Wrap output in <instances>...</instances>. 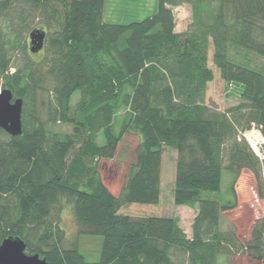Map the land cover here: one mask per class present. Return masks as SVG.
Listing matches in <instances>:
<instances>
[{
	"label": "trees",
	"instance_id": "1",
	"mask_svg": "<svg viewBox=\"0 0 264 264\" xmlns=\"http://www.w3.org/2000/svg\"><path fill=\"white\" fill-rule=\"evenodd\" d=\"M184 3L191 19L177 31L173 7ZM103 7L104 0H0V88L22 98L21 132L0 128V243L18 236L27 253L51 264H217L238 251L264 261V215L243 243L221 228L243 169L264 199V155L243 136L254 124L264 138V66L249 57L264 58V0H157L153 13L125 23L105 21ZM37 16L45 39L31 52ZM210 46L220 79L238 97L224 109L205 102ZM126 133L137 136L134 159L115 194L98 163L114 157ZM165 147L176 151L173 202L196 210L190 236L177 217L119 212L159 201ZM222 172L231 176L227 198ZM66 206L76 229L69 245L60 224ZM80 233L102 236L97 261L78 250Z\"/></svg>",
	"mask_w": 264,
	"mask_h": 264
},
{
	"label": "rangeland",
	"instance_id": "2",
	"mask_svg": "<svg viewBox=\"0 0 264 264\" xmlns=\"http://www.w3.org/2000/svg\"><path fill=\"white\" fill-rule=\"evenodd\" d=\"M157 0H104L103 19L109 22H129L140 20L146 15L156 10ZM175 16V30L182 31L186 28L191 19L190 5L184 3L173 7ZM41 17L37 16L31 21V26L40 28L42 26ZM41 29V28H40ZM26 44L28 42L27 32L25 34ZM27 52H28V45ZM211 46L208 51V66L212 68L214 78L208 83L205 102L214 103L219 109H224L237 103L238 97L231 90L225 87L224 82L219 77L218 69L211 60ZM34 61H42L43 51L32 55ZM249 57L257 65L264 66V58L255 54H249ZM14 59L17 63L21 61V52L16 51ZM13 70V68H11ZM46 86V85H44ZM46 96V92H44ZM78 92L73 94L72 102L77 99ZM44 116V112L41 111ZM56 128L69 130L70 126L59 125ZM249 146L253 145L252 150L260 158L264 155V146L259 147L260 138L255 133L243 135ZM263 137V136H262ZM250 141H249V140ZM264 140V138H263ZM98 141L102 142V134H99ZM137 142V136L132 133H126L121 139L116 153L111 159H101L98 163V169L105 185L113 192L117 193L124 179L127 165L133 161V149ZM251 143V144H250ZM263 144V143H262ZM263 147V148H262ZM176 151L170 147H165L162 152V163L160 172V196L156 204H138L130 203L123 205L119 212L129 215H164L178 218L179 225L191 235V222L195 214V208L187 205H176L173 202V185L175 174ZM230 175L222 172L220 196L222 198L230 197L229 181ZM236 193V206L232 209L222 211L221 228L229 229L242 243L250 238L251 226L254 220L264 215V199L258 197L255 179L252 173L243 169L234 183ZM215 193L210 192L211 196ZM61 226L65 231V244L69 245L76 238L75 222L69 206L64 207L61 212ZM102 236L99 234L80 233L77 235V247L80 253L88 261H97L100 256ZM217 264H264L262 260H255L246 253L238 251L236 253H226L219 255Z\"/></svg>",
	"mask_w": 264,
	"mask_h": 264
},
{
	"label": "water",
	"instance_id": "3",
	"mask_svg": "<svg viewBox=\"0 0 264 264\" xmlns=\"http://www.w3.org/2000/svg\"><path fill=\"white\" fill-rule=\"evenodd\" d=\"M29 49L39 51L44 44L45 31L40 28L30 30ZM22 98L14 97L9 88H0V128L14 136L21 132ZM0 264H51L38 253L25 251V243L18 236H8L0 243Z\"/></svg>",
	"mask_w": 264,
	"mask_h": 264
},
{
	"label": "built area",
	"instance_id": "4",
	"mask_svg": "<svg viewBox=\"0 0 264 264\" xmlns=\"http://www.w3.org/2000/svg\"><path fill=\"white\" fill-rule=\"evenodd\" d=\"M257 134L258 136H259V138H260V143H259V147H261V145H262V143L264 142V140H263V137H262V134H261V132L259 131V129L254 125V124H252L251 125V127H250V129H248V130H246L244 133H243V135H246L247 136V134H249L250 136H253L254 134ZM249 140V139H248ZM250 141V140H249ZM251 144V143H250ZM251 147H253V145L251 144ZM254 148V147H253Z\"/></svg>",
	"mask_w": 264,
	"mask_h": 264
}]
</instances>
